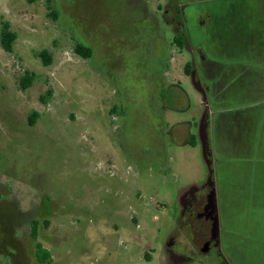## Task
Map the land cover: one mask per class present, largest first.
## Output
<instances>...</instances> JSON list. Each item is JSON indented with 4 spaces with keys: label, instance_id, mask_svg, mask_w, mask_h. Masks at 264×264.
Instances as JSON below:
<instances>
[{
    "label": "rangeland",
    "instance_id": "rangeland-1",
    "mask_svg": "<svg viewBox=\"0 0 264 264\" xmlns=\"http://www.w3.org/2000/svg\"><path fill=\"white\" fill-rule=\"evenodd\" d=\"M130 1L0 0V26L8 21L17 35L11 52L0 45V187L14 188L19 201L29 193L30 208L40 212V241L28 245L33 264H222L221 253L229 264H264V165L245 161L254 158L245 151L250 132L227 152L215 149L221 165L209 166L199 136L203 96L184 74L186 52L174 46L168 59L174 32L155 9L163 0H141L147 12ZM238 1L218 6L231 14ZM146 35L159 48L149 59L143 57ZM90 38L98 55L84 59L74 47ZM228 44L211 51L222 64L235 58ZM42 50L51 53V64L42 62ZM25 72L34 78L24 90ZM154 73L157 83L149 79ZM249 75L264 87V77ZM252 97L226 91L209 100L214 111L231 108L225 118L231 131L232 122L251 117L232 108ZM32 112L38 117L30 125ZM212 170L223 182L221 250L203 252L182 219L181 196L206 185ZM172 237L175 254L193 250L188 260L169 256Z\"/></svg>",
    "mask_w": 264,
    "mask_h": 264
},
{
    "label": "flooded vegetation",
    "instance_id": "flooded-vegetation-1",
    "mask_svg": "<svg viewBox=\"0 0 264 264\" xmlns=\"http://www.w3.org/2000/svg\"><path fill=\"white\" fill-rule=\"evenodd\" d=\"M137 1L139 6L143 4L144 10L147 12L144 3L141 0ZM222 1L227 0H163L162 2L156 3L155 6L161 19L169 25L174 32L171 45L168 47L166 46L170 52L168 59H173L174 57V53L171 51V48L174 49V46L178 48V52H186L189 56L188 61L185 63V66H189V71L187 73L184 72V74L191 76L193 84L203 96L202 101L205 105V111L202 120L205 125L206 140L208 143V158L213 169L214 166L216 167V164L219 166L221 165L219 158L215 157V154H218V151L215 149L227 152V148L230 146H237L240 144L242 134L246 132L243 129L252 124H250L252 119L251 117H243L241 115L242 118L236 120L235 123L232 122L233 128L231 131H229L228 125L225 126L227 129L229 145L224 148L222 146L224 141H222V138H219L221 133L219 118L221 112L224 110L230 111L229 109L231 108L219 105L217 111H214L211 108L209 96L212 99H222V96L226 91L232 92L234 95H242V93L245 92L251 93L252 88H255L257 85L254 78L253 80L250 78L249 74L252 73L251 69L246 68L239 73V70L242 68H233L229 63L228 65H226V63L222 64L221 61L216 58L217 56L211 52L213 50H215V52H223L230 45L227 42L229 38L227 39V36H225L226 33L222 32L220 26L219 15L222 11V7L218 6V4H221ZM244 1L248 0L238 1L239 6L237 12H242V8L245 4ZM241 2L244 4L241 5ZM136 3L135 0L130 1L131 5H135ZM210 22L212 23L211 29L207 27V24H210ZM124 37L128 38V35ZM146 37L148 42L145 44L146 52H144L143 57L149 59V56L152 58V56L159 51V48L156 38H150L148 35H146ZM115 38H119V35L115 36ZM115 38L114 43L116 44ZM88 40L89 41L82 39L78 43L89 47L94 55H98L96 53L97 49L95 48L96 43L94 39L90 38ZM230 43L233 57H235L232 59L231 63H235L237 53L234 39H232ZM150 48L152 51H150ZM143 49L142 46V50ZM209 54H211V58L209 57ZM91 57L92 54L89 58ZM114 65V68L121 69V55ZM141 66L142 68H146L144 65ZM150 67L151 66L148 68ZM192 71H194V74H192ZM149 79L153 82L156 81V83L157 81L159 82L155 73ZM122 98L128 104L131 103L127 96L123 95ZM252 103L253 102L233 107L232 109L251 112V108L254 107ZM124 115L125 113L121 111L117 118L119 120L121 118L123 119ZM245 149L247 156H254L252 154L248 155L247 146ZM245 161L257 166L251 158L247 157ZM214 172L215 170H212L211 179L206 185L201 187L192 186L181 196L182 219L184 218L193 226L194 233L196 234L195 236L199 237L198 246L203 252H208L212 249L221 250L220 239L222 228L220 226V208L222 206L221 201L223 197H220L221 200L219 203L218 196L222 191L223 182L220 181L221 178ZM13 193L14 188L9 189L8 187H0V258H8L10 264H33L34 257L29 254L30 248L28 245L29 239H32L34 243L40 241V235L38 233L40 218L37 216L39 210L38 208H33L34 204H32L33 206L30 208L29 193H27L28 195L26 196H22L20 201L15 198ZM17 196L19 195L17 194ZM25 205H27V207H25ZM173 238L174 237L169 239L166 246L169 256L175 262H184L188 260L190 258L189 255L192 254L191 251L193 250L188 246L186 247L187 254H175L172 251V245L174 242ZM233 242L235 245L232 246V249H234L237 254L239 250L237 247L240 243L238 242V239H236V242ZM34 256L36 260L40 262L36 255ZM221 258L222 264H229L228 260L222 255V253ZM237 258L240 259V257ZM240 261H243L242 264H244V260L240 259ZM254 262L255 261H252V259H248L247 264H252ZM0 264H2L1 260Z\"/></svg>",
    "mask_w": 264,
    "mask_h": 264
},
{
    "label": "crops",
    "instance_id": "crops-1",
    "mask_svg": "<svg viewBox=\"0 0 264 264\" xmlns=\"http://www.w3.org/2000/svg\"><path fill=\"white\" fill-rule=\"evenodd\" d=\"M251 3L246 10L242 12L231 13L223 10L220 13V26L222 32L226 33L227 42L234 39L237 57L235 63H229L234 67H240L239 70L251 69L253 77H264V0H248ZM250 7L252 10H250ZM230 15H234L230 18ZM234 20V21H233ZM234 26V29H230ZM231 31L229 34L228 31ZM228 65V64H226ZM258 82V79H254ZM253 108H251L252 124L246 127L249 131L251 143L247 144L248 155H254L252 159L257 166L264 165V87L256 85L251 90ZM229 111L224 110L220 113L219 127L224 148L228 147V135L225 126L228 125L226 118ZM225 115V116H224ZM250 140V139H249Z\"/></svg>",
    "mask_w": 264,
    "mask_h": 264
},
{
    "label": "trees",
    "instance_id": "trees-1",
    "mask_svg": "<svg viewBox=\"0 0 264 264\" xmlns=\"http://www.w3.org/2000/svg\"><path fill=\"white\" fill-rule=\"evenodd\" d=\"M35 1L36 0H27L28 3H33ZM50 15L53 17V19H55L57 17V11L54 8H51L50 9ZM16 38H17V35L13 30H11L10 23L8 21H3L1 26H0V45L3 48V50H5L7 52H11ZM74 51L77 55H79L80 57H82L84 59L89 58L92 54L91 49L89 47L81 44V43L76 44V46L74 47ZM39 56L45 65L51 64L52 56L48 50L40 51ZM188 71H189V66L188 65L184 66V72L187 73ZM33 78H34V76L32 73L25 72L24 75L22 77H20L21 89L25 90L27 87H29L33 81ZM47 94L49 95L50 91ZM42 99L44 100V96H42ZM37 117H38V114L36 112H32L28 118L29 124L33 125L35 123ZM46 255H47V260L49 262L50 261V255L49 254H46ZM36 257L38 258L37 255H36ZM38 260H39V258H38Z\"/></svg>",
    "mask_w": 264,
    "mask_h": 264
},
{
    "label": "water",
    "instance_id": "water-1",
    "mask_svg": "<svg viewBox=\"0 0 264 264\" xmlns=\"http://www.w3.org/2000/svg\"><path fill=\"white\" fill-rule=\"evenodd\" d=\"M192 74H194V71H192ZM192 76H194V75H192ZM199 136H200V140H201L202 147H203L204 158L206 160H208V164L210 166V161H209V158H208V155H209V152H208V143H207V140H206L205 125L203 124V120L201 121V124H200V133H199ZM210 179H211V172H210L208 181Z\"/></svg>",
    "mask_w": 264,
    "mask_h": 264
}]
</instances>
